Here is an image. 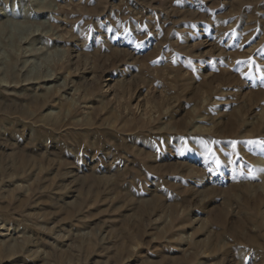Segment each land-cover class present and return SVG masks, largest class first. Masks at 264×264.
I'll use <instances>...</instances> for the list:
<instances>
[{
  "label": "rangeland",
  "instance_id": "rangeland-1",
  "mask_svg": "<svg viewBox=\"0 0 264 264\" xmlns=\"http://www.w3.org/2000/svg\"><path fill=\"white\" fill-rule=\"evenodd\" d=\"M0 264H264V0H0Z\"/></svg>",
  "mask_w": 264,
  "mask_h": 264
}]
</instances>
